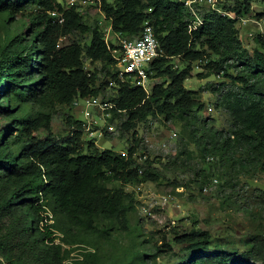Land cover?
I'll return each mask as SVG.
<instances>
[{"label": "trees", "instance_id": "1", "mask_svg": "<svg viewBox=\"0 0 264 264\" xmlns=\"http://www.w3.org/2000/svg\"><path fill=\"white\" fill-rule=\"evenodd\" d=\"M99 3L115 33L134 37L146 21L153 25L163 55L152 61L150 76L165 80L155 83L150 92L118 75L116 59L101 26L87 24L78 4L64 8L59 0H0V12H8L12 18L34 8L30 12V36H15L0 51V255L7 264H71L65 262L62 245L51 235L50 227L55 224L44 213L50 200L71 223L86 230L96 229L99 217L115 219L127 229L131 194L109 183L160 177L149 168L140 171L142 164L135 159L141 143L137 132L124 154L84 140V120L70 115L72 128L60 138L53 131L49 115L19 114L21 102L44 101L52 96L59 103L72 104L77 97L98 96L113 81L117 87L111 99L113 111L124 110V126L131 129L149 115L185 118L194 108H202L196 91L185 86L193 62L206 59L211 72L221 73L230 59L238 58L247 70L235 77L243 92L230 104L235 126L231 135L247 146L252 160L260 162L264 170V34L256 36L259 47L249 52L243 47L235 18L251 10L250 0H235L228 6L234 17L219 12L203 15V23L195 30L189 25L195 16L184 0ZM52 11L62 13L63 22L54 18ZM85 32L91 34V40L83 44L76 35ZM68 36L72 40L60 45L61 38ZM209 50L218 58L211 60ZM84 56L104 62L108 80L101 81V69L87 70ZM176 56L187 62L184 68L174 66L172 58ZM232 141L228 136L222 146ZM174 240L192 248L177 264H264L261 233L250 239L251 246L245 252L212 248L208 230L177 233ZM164 245L172 247L164 241L159 251L166 250ZM0 264L4 263L0 260Z\"/></svg>", "mask_w": 264, "mask_h": 264}, {"label": "rangeland", "instance_id": "2", "mask_svg": "<svg viewBox=\"0 0 264 264\" xmlns=\"http://www.w3.org/2000/svg\"><path fill=\"white\" fill-rule=\"evenodd\" d=\"M59 1L64 8L73 5L69 0ZM234 2L198 0L194 5L202 18L210 12L234 17L235 12L227 10ZM250 2L251 10L235 15V18L243 47L253 52L259 47L256 36L264 34V0ZM75 3L87 24L100 25L108 41L118 42L111 20L101 9L99 0H75ZM31 10L34 8L29 7L14 18L8 12H0V51L15 36H30L33 30ZM51 14L56 19L62 15L58 11ZM76 36L83 44L91 40L89 32ZM71 40V36L62 37L60 45ZM208 53L211 60L218 58L212 51ZM84 62L87 70H102L101 81L108 80L104 62L92 61L87 56H84ZM207 62L206 59L193 62L192 75L185 81V86L195 90L204 105L194 108L185 118L179 115L167 118L159 113L149 115L136 127L128 129L124 126L125 111L112 110L111 115H107L108 110L104 112L90 106L92 115L87 116L86 105L80 97L72 104L59 103L52 96L45 97L44 101L21 102L19 114L30 117L49 115L53 131L60 138L67 136L72 128L68 122L70 115L89 125V131H84V140H92L102 148H113L121 153L128 152L134 132H137L141 143L136 156L143 157L144 168L160 175L158 180L125 184L114 180L109 183L110 186L124 187L131 194L127 229L121 228L115 219L99 217L96 229L86 230L71 223L50 200L44 213L50 217L49 222L55 224L50 227L51 235L55 236V243L62 245L65 262L177 264L192 250L188 244L175 242L177 233L208 230L212 236V248H233L241 252L250 248V239L256 234L264 235V170L260 162L252 160L247 146L231 135L235 126L230 104L243 92L235 77L245 73L246 65L241 59H230L226 71L216 73L210 71ZM172 63L177 68L187 65L178 56L172 58ZM230 63L235 66L230 67ZM164 80L165 77L154 76L152 82ZM113 84L110 81L98 95L103 101H110L117 94V87ZM91 131L95 134L91 135ZM228 136L233 141L223 147ZM41 224L45 225V222ZM164 241L172 247L164 245L166 250L159 251ZM0 260L7 264L2 255Z\"/></svg>", "mask_w": 264, "mask_h": 264}, {"label": "built area", "instance_id": "3", "mask_svg": "<svg viewBox=\"0 0 264 264\" xmlns=\"http://www.w3.org/2000/svg\"><path fill=\"white\" fill-rule=\"evenodd\" d=\"M186 6L190 9L192 14L195 16L190 22V30H195L200 24L203 23V18L196 10L194 3L198 0H184ZM215 3L216 0H211ZM70 3L75 4V0H69ZM59 22H63L64 17L60 16L57 18ZM118 42H113L114 46L110 43L109 48L111 49L112 55L116 59V71L122 79H129L133 85H141L148 92L151 91L153 85L156 82H152L153 78L150 76V65L159 56L163 55V49L160 41L155 33L153 25L146 21L144 23L141 33L137 36H125L122 33H116ZM113 83V81H111ZM81 101L86 105L85 114L87 116L92 115V110L89 108H99L100 110H108L107 115H111L114 108V102L103 101L100 96H88L80 97ZM123 112L124 110H119ZM84 131H89V125L84 121ZM113 126H111V129ZM91 135L95 134V131L90 132ZM138 153V152H137ZM136 153V154H137ZM127 154V153H124ZM135 159L137 163L142 164L140 171L142 172L144 159L142 156ZM147 158V156H145Z\"/></svg>", "mask_w": 264, "mask_h": 264}]
</instances>
